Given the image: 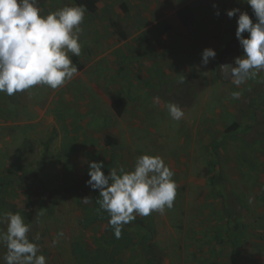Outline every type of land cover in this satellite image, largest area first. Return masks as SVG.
<instances>
[{
	"label": "rangeland",
	"instance_id": "374dc122",
	"mask_svg": "<svg viewBox=\"0 0 264 264\" xmlns=\"http://www.w3.org/2000/svg\"><path fill=\"white\" fill-rule=\"evenodd\" d=\"M188 1L98 0L81 25V55L69 53L78 68L71 81L0 93V230L5 213L19 212L29 238L39 234L47 264H158L150 243L163 264H264V72L239 87L225 80L219 66L243 49L232 44L236 37L220 51L218 38L196 39L216 36L214 22L203 20L209 9L211 18L225 17L205 0L196 1L199 24L175 22ZM73 4L38 7L46 15ZM205 48L216 57L201 67ZM169 102L182 107L180 121L169 116ZM236 121L241 126L227 130ZM145 153L174 171V205L137 215L116 239L99 191L86 186L89 162L103 161L107 175L131 170ZM5 254L0 244V264Z\"/></svg>",
	"mask_w": 264,
	"mask_h": 264
},
{
	"label": "clouds",
	"instance_id": "9594fccd",
	"mask_svg": "<svg viewBox=\"0 0 264 264\" xmlns=\"http://www.w3.org/2000/svg\"><path fill=\"white\" fill-rule=\"evenodd\" d=\"M39 0H0V93L13 96L34 86L43 85L55 90L71 81L78 73L69 53L80 56L79 34L84 22L86 5H65L48 14H41ZM256 21L239 8L227 10V16H237L235 36L243 55L233 63L219 66L225 80L237 87L264 72V0H246ZM215 8L216 5L214 4ZM217 16L219 11L215 13ZM248 33L247 38L243 35ZM201 67H206L216 52L205 48ZM180 83H185L181 80ZM233 99L239 91L230 93ZM157 99H159L157 97ZM169 116L180 121L185 113L178 102L167 104ZM103 161L89 162L86 186L99 191V210L108 214V224L116 239L122 236L124 225L136 216L161 215L171 209L177 195L175 173L159 155L142 154L135 159L131 170L123 166L105 175ZM88 204L90 198L82 199ZM251 202V201H250ZM6 230H0V244L6 248L5 264H47L37 243L40 236L29 238L31 224L19 213L4 214ZM63 232L57 233L53 245Z\"/></svg>",
	"mask_w": 264,
	"mask_h": 264
},
{
	"label": "crops",
	"instance_id": "0c3cea01",
	"mask_svg": "<svg viewBox=\"0 0 264 264\" xmlns=\"http://www.w3.org/2000/svg\"><path fill=\"white\" fill-rule=\"evenodd\" d=\"M196 1L197 0H190L188 2H185L182 6L176 8V10H175V16L176 17H174V21L176 22V20H177L181 25L187 26L182 22L179 14H178V10L184 6H189L191 11H192V15H193V20L189 25L196 26L197 24H199L200 18H197L198 17L197 16L198 5H196ZM205 2L209 7H213V5L215 4L216 5L215 8H222L224 11L225 17H220V18L218 17L217 18L214 16L211 18L212 13L210 12V9H209L210 17L208 19H203V20H204V22L209 23V24H212L214 22V25L212 24L211 29H213V27H214L213 31L216 32V36L210 37V35L208 33L207 34L206 33H199V34H197L196 39L200 38L202 40V38H204V39H209V38L212 39L213 38L212 39V41H213L214 38H216L215 40H217V38H218L217 43H216L218 45L216 51H218L219 49L221 50L223 48V46H224L223 43H225L226 40L229 39V37H232V39L236 37L235 32H236V28H237L236 27L237 20L233 19V18L232 19L228 18L227 14H226L227 10H231L233 8H239V9H242L241 11H246L249 14L248 10L251 11L250 10L251 6L246 3V0H205ZM201 3H202V1H201ZM225 8L227 9L226 11L224 10ZM252 12L253 11H251V13ZM237 16H238V14H237ZM216 27H218V29H216ZM225 28L232 29L226 35L227 37L224 34L227 31V30H224ZM237 41L238 40L232 41V44L234 45V43ZM161 51L164 52L165 49H163Z\"/></svg>",
	"mask_w": 264,
	"mask_h": 264
},
{
	"label": "trees",
	"instance_id": "16d2710c",
	"mask_svg": "<svg viewBox=\"0 0 264 264\" xmlns=\"http://www.w3.org/2000/svg\"><path fill=\"white\" fill-rule=\"evenodd\" d=\"M76 2V4L78 5H86L87 9L90 12H95L98 6V0H74ZM178 14L182 20V22L185 25H189L192 20H193V15H192V11L190 9L189 6H184L182 8H180L178 10ZM119 102H121V99H119ZM117 104V101H116ZM119 113L121 112V110H117ZM241 126V124L236 121L234 123H232L227 130L231 131V130H236L237 128H239ZM216 147V145H215ZM220 181V179H219ZM215 184V183H214ZM149 250L153 253L154 255V259L157 261L158 264H163L164 262V253L163 251H161L159 249V247L155 244V243H150L149 244Z\"/></svg>",
	"mask_w": 264,
	"mask_h": 264
}]
</instances>
